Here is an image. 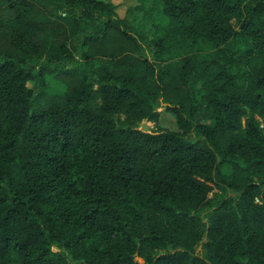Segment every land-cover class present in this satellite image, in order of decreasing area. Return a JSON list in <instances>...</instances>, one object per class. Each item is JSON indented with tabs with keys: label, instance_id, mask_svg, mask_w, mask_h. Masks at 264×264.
Masks as SVG:
<instances>
[{
	"label": "trees",
	"instance_id": "16d2710c",
	"mask_svg": "<svg viewBox=\"0 0 264 264\" xmlns=\"http://www.w3.org/2000/svg\"><path fill=\"white\" fill-rule=\"evenodd\" d=\"M136 1L0 0V264H264V0Z\"/></svg>",
	"mask_w": 264,
	"mask_h": 264
},
{
	"label": "rangeland",
	"instance_id": "374dc122",
	"mask_svg": "<svg viewBox=\"0 0 264 264\" xmlns=\"http://www.w3.org/2000/svg\"><path fill=\"white\" fill-rule=\"evenodd\" d=\"M112 4L115 7L116 13L120 17H125L131 25L135 27L139 32L148 34L147 39L151 40L154 36L156 30V25H164L166 23V19L161 13V5H153L150 2L143 3L140 7L138 1L136 0H103ZM158 31V30H157ZM159 32V31H158ZM44 90L48 93H63L64 87L63 85L53 79L52 77H47L45 81ZM199 83L197 84V87ZM27 87L32 89L34 87V83L29 81L27 83ZM36 93V91L34 92ZM42 104H46L45 100L41 101ZM169 114L163 112L161 114L159 125L168 129H175L174 121L171 117L168 116ZM149 124V131H152L156 128L153 122L148 121ZM140 127V126H139ZM222 171L226 176H230L232 169L231 166L225 164L222 166ZM218 192L217 189L213 190V194ZM211 195V194H210ZM165 250H158L156 251V255L164 253ZM197 252L199 255H202L204 249L202 245H199L197 248ZM139 264H149L144 259H138Z\"/></svg>",
	"mask_w": 264,
	"mask_h": 264
},
{
	"label": "water",
	"instance_id": "95a60500",
	"mask_svg": "<svg viewBox=\"0 0 264 264\" xmlns=\"http://www.w3.org/2000/svg\"><path fill=\"white\" fill-rule=\"evenodd\" d=\"M139 129H140L141 131H143V132H149V124H148V121L143 120V121L141 122V125H140Z\"/></svg>",
	"mask_w": 264,
	"mask_h": 264
}]
</instances>
